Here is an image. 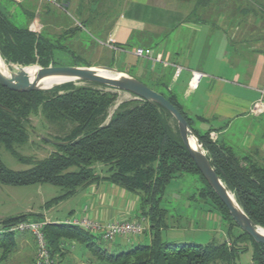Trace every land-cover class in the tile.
<instances>
[{
    "label": "trees",
    "instance_id": "trees-1",
    "mask_svg": "<svg viewBox=\"0 0 264 264\" xmlns=\"http://www.w3.org/2000/svg\"><path fill=\"white\" fill-rule=\"evenodd\" d=\"M67 3L68 0H64L60 8L65 10ZM55 6L49 2L46 12L53 14L52 7ZM19 7L26 14V20L20 24L0 8V53L6 62L36 63L44 67L49 64L85 65L62 41L69 38L71 43L70 38L82 28L94 40L101 39L87 29L85 20H77V26L59 30L57 34L48 35L46 31L51 29L49 27L43 32H35L29 28L35 16L34 10L26 4ZM61 50L69 56H58L56 51ZM168 76L166 74V79L161 80L158 90L150 87L181 111L226 187L248 216L264 228V166L249 160L247 155H239L231 148L219 145L209 138L208 131H197L168 89ZM89 82L92 85L82 86L68 81L47 90L24 92L0 84V147L9 150L19 161L31 164L23 170H12L0 159V185H56L63 190L60 196L54 198L53 201L57 202L98 177L93 165H105L109 181L139 194L141 216L149 224L150 241L117 253H108L93 240L95 234L74 225L48 223L44 232L51 255L54 256L63 236V239L88 241V246L94 248L93 252L103 264H238L239 255L249 248L251 262L264 264V243L255 242L235 224L226 206L196 167L172 116L163 107H156L131 93L132 97L116 105L109 115L117 92L97 82ZM33 115H41L44 122L54 126L56 134L52 138L61 142L53 144L54 151L39 160L22 156L15 149L16 145L27 142L30 132L26 127L30 126ZM188 173L197 175L202 183L196 195L206 199L223 219L226 227L224 240L180 244L161 239L160 229L166 224L167 214L162 204L166 188L173 179ZM22 220H28L27 215L6 218L0 224L2 228H8ZM234 227L239 232L232 233ZM4 250L8 251L7 248Z\"/></svg>",
    "mask_w": 264,
    "mask_h": 264
},
{
    "label": "crops",
    "instance_id": "crops-1",
    "mask_svg": "<svg viewBox=\"0 0 264 264\" xmlns=\"http://www.w3.org/2000/svg\"><path fill=\"white\" fill-rule=\"evenodd\" d=\"M26 1L33 9L44 0ZM47 6L40 29L64 30L77 26V20H85L87 29L103 38V46L111 50L113 59L115 53L137 58L129 62L135 72L132 75L146 79L157 89L169 74L168 89L197 131L214 132L219 145L264 166V0H68L66 9L73 14L66 18L46 12ZM37 11L36 16L40 13ZM128 47L131 51H126ZM135 47L151 48L153 56H137L132 52ZM138 58L145 62H139ZM178 66L180 72L176 75ZM192 70L202 72L195 89L188 86ZM95 174L96 179L57 202L53 200L63 190L52 184L0 186V197L12 196L23 201L8 208L2 204L0 221L22 214L29 220L47 219L49 224L62 223L74 216L100 221L131 220L128 217L132 215L136 220L143 217L138 193L112 183L108 174ZM179 179L168 184L162 200L164 207L168 197L180 195ZM186 195L182 196L190 197ZM165 208L166 224L160 229L163 241L166 229L175 234L194 225L168 224L169 209ZM146 225L143 233H147L149 242V224ZM6 229L0 230V264H33L36 246L32 235ZM62 237L54 251L55 263L76 264L79 249L71 252L65 248L67 241L80 243L93 252L88 241ZM169 240L177 243L173 240L181 239ZM130 242L131 239L126 240ZM98 262L103 264L95 255L90 264Z\"/></svg>",
    "mask_w": 264,
    "mask_h": 264
},
{
    "label": "rangeland",
    "instance_id": "rangeland-1",
    "mask_svg": "<svg viewBox=\"0 0 264 264\" xmlns=\"http://www.w3.org/2000/svg\"><path fill=\"white\" fill-rule=\"evenodd\" d=\"M43 3L37 7L33 8L35 12L34 18L29 23V28L31 29V24L35 25V32H43V28L40 29V19L44 15V7L49 5V1H42ZM48 2V3H47ZM22 4H26L27 7L29 6V2L26 0H0V8L6 13V15L11 16L15 21H17L19 24L23 23V21L26 20L24 13H22L21 8ZM6 6V7H5ZM5 7V9H4ZM41 7V9H39ZM241 7V6H240ZM246 7V4H244V7ZM60 8V7H59ZM56 7H52L53 12L62 18H66L69 16H72V12L70 9H66V13L63 11H59L60 9ZM58 9V10H57ZM40 13L36 16L38 11ZM55 15V16H56ZM48 35L52 34L53 32H56V34L59 32L58 29L51 28L48 31H46ZM72 42L70 43L69 38L62 41V43L66 44L67 49H73V54L75 57L80 58L85 65L89 66H112L115 68L125 69V71L134 74V68L131 67L130 61H134L137 59H134V57H131L129 54H119L115 53L114 59H112V53L111 50L103 46V38L99 39H93L92 36L85 34V31L82 30L78 33H76L72 38H70ZM69 41V42H68ZM74 41V42H73ZM131 51V47L126 48ZM133 52V51H132ZM56 54L60 57H68L69 55L66 53V51H56ZM124 61V65H122ZM139 62H145L144 60H141L138 58ZM21 66H34V67H41L44 68V66H41L39 64H19ZM137 65V64H136ZM54 66V65H47L45 67ZM29 67L26 71L27 74L31 71L33 73L31 74V77L33 78L36 72V68ZM124 71V70H123ZM144 83L148 84L149 86L153 87L149 82L144 78H139ZM75 84L77 85H92L89 81H82V80H74ZM61 84V83H60ZM117 97L115 100V104L110 108L109 114L116 105H118L120 102L129 99L132 97L130 93L128 92H117ZM41 115H33L30 117V126L35 128L41 133H44L46 136L52 138V136L56 133V129L52 125H48ZM45 123V124H44ZM54 145L52 143H46L43 142L39 137L36 135L29 133V137L27 142L21 145H16L15 149L21 154L22 156L31 157L33 160H39L46 156H48L52 151H54ZM0 159L3 162V164L12 170H23L28 167H30L31 164H27L25 162L19 161L17 158H15L9 150H7L4 147H0ZM93 171L97 174H108L107 166L102 164H95L93 165ZM180 184V195L178 196H172L168 197L169 201L167 204H164L165 207L169 209V216H167V223L173 224L175 222H179V224H194L193 226L185 227L184 230H182L179 233H171L169 229L165 230V241H172L169 240L171 238H179L181 240H173L177 241V243H199V244H206L210 241L214 242H220L226 238V227L223 222V219L221 218L220 214L214 211L209 203L206 201V199L199 197L196 195L198 188L201 187L202 183L198 180L197 175L188 173L180 177L179 181ZM49 184V183H47ZM5 186V185H0ZM8 186V185H7ZM57 190H60V187L56 185H51ZM172 189V187H171ZM177 194V193H176ZM183 194H187L186 196L190 197H183ZM192 195V196H191ZM17 202H23L22 199L16 198V197H0V209L2 208V204H4L8 208L13 205V203ZM140 206V202H138V207ZM178 209L181 210V212H178ZM179 215H182V217H177ZM128 219L136 220L135 215L129 216ZM197 225V226H196ZM17 232V231H15ZM239 232L237 231V228H232V233ZM172 234V235H167ZM167 235V236H166ZM89 240L90 236H86ZM147 233H141L139 235H133L130 237H124V236H118L115 237V240L111 241H105L102 239H99V237H96L93 239L96 241V243L100 247H106L108 249V252L110 253H117L120 250H127L131 247H134L138 244H145L147 242ZM127 239H131L130 243H126ZM179 241V242H178ZM80 243H71L67 241L66 247L71 252H76V250L79 252H76L78 255V259H76V264H83L88 263L90 264L92 262V259H94V252H90L88 249H84ZM114 246L115 248H113ZM93 251V250H92ZM1 252V249H0ZM82 254V255H81ZM81 255V257L79 256ZM94 255V256H93ZM85 261V262H84ZM251 261V248H249L247 251L241 253L239 255V258L237 260L238 264H248ZM74 262V261H73ZM85 263V264H86ZM55 264H62V263H55ZM98 264H101L98 262Z\"/></svg>",
    "mask_w": 264,
    "mask_h": 264
},
{
    "label": "water",
    "instance_id": "water-1",
    "mask_svg": "<svg viewBox=\"0 0 264 264\" xmlns=\"http://www.w3.org/2000/svg\"><path fill=\"white\" fill-rule=\"evenodd\" d=\"M34 66H21L14 62H6L0 53V84L14 91L47 90L53 86L74 80H88L108 86L113 89L122 90L147 100L156 107H163L175 120L181 139L187 148L191 158L201 175L213 189L221 202L226 206L235 224L248 233L255 242L264 243V228L256 224L237 202L234 194L226 187L225 183L217 174L216 168L212 165L207 156L206 150L193 128L177 107L164 95L157 92L136 76L117 69L112 66H49L34 67L36 72L33 78L29 79L26 68ZM65 79L49 86H45L48 79ZM27 130L52 144H61L53 138L46 136L31 126ZM2 225L0 224V230Z\"/></svg>",
    "mask_w": 264,
    "mask_h": 264
},
{
    "label": "built area",
    "instance_id": "built-area-1",
    "mask_svg": "<svg viewBox=\"0 0 264 264\" xmlns=\"http://www.w3.org/2000/svg\"><path fill=\"white\" fill-rule=\"evenodd\" d=\"M55 4L58 7H62L64 0H44ZM35 25H31V29L34 31ZM133 52L137 56L141 57H152L153 51L147 47H135ZM180 72V67H176L175 74ZM202 77V72L198 70H192L188 86L195 89ZM264 101V100H263ZM209 137L215 140L216 134L214 132L209 133ZM47 219L37 220H22L16 224L8 227L7 232L23 231L28 232L32 235L36 253L33 264H55L54 256L51 255L50 249L47 243V239L44 232V226L48 224ZM62 223L66 225H74L82 228L83 230L89 231L92 234L99 236L102 240L111 241L115 237L124 236L130 237L133 235H139L146 230L147 219L140 217L138 220H112V221H100L90 219L86 216L82 217H71L65 219ZM248 264H253L251 261Z\"/></svg>",
    "mask_w": 264,
    "mask_h": 264
},
{
    "label": "bare ground",
    "instance_id": "bare-ground-1",
    "mask_svg": "<svg viewBox=\"0 0 264 264\" xmlns=\"http://www.w3.org/2000/svg\"><path fill=\"white\" fill-rule=\"evenodd\" d=\"M25 70H26V69H25ZM32 73H33V71L29 72V73H28V77H31V76H32V75H31ZM29 79H31V78H29ZM64 80H65V79H63V78H58V79H56V78L53 79V78H52V79H48V80H46L44 84H45V86H49V85H52V84L57 83V82H62V81H64Z\"/></svg>",
    "mask_w": 264,
    "mask_h": 264
}]
</instances>
